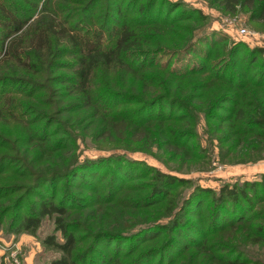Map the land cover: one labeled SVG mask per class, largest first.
I'll return each mask as SVG.
<instances>
[{
  "label": "rangeland",
  "instance_id": "1",
  "mask_svg": "<svg viewBox=\"0 0 264 264\" xmlns=\"http://www.w3.org/2000/svg\"><path fill=\"white\" fill-rule=\"evenodd\" d=\"M13 1L22 12L38 3L31 20L43 7V0ZM256 6L253 0H53L48 12L64 13L80 27L108 23L111 11L119 20L133 18L137 42L151 51L148 65L164 70L131 77L96 69L83 96L73 80L76 57L62 50L31 76L41 85L36 90L12 78L0 84V98L13 99L19 120L0 119V155L9 169L0 170V215L6 209L0 264H49L60 255L45 243L50 236L62 241L56 214L42 217L33 232L15 229L40 203L63 200L79 264H208L210 256L264 264V187L251 185L264 174L257 123L264 121V8ZM5 35L0 30V43ZM194 68L200 70L182 80L173 106L148 109L130 99L133 86L164 83L165 69ZM121 88L124 100L115 96ZM102 114L150 119L145 127L154 135L137 143L102 137ZM32 173L51 179L30 192ZM158 187L163 195L154 194ZM222 187L245 197L231 200Z\"/></svg>",
  "mask_w": 264,
  "mask_h": 264
},
{
  "label": "trees",
  "instance_id": "2",
  "mask_svg": "<svg viewBox=\"0 0 264 264\" xmlns=\"http://www.w3.org/2000/svg\"><path fill=\"white\" fill-rule=\"evenodd\" d=\"M9 1L12 2L7 3L4 0H0V30L2 33H6L0 43V53L2 54L0 70L3 72L0 73V84L6 83L7 80L12 78L15 82L22 81L26 83L31 92L32 90H36L41 85L39 82L33 81L31 76L42 74L44 67L46 68L47 65H51L53 58L62 50L67 51L69 56L76 57L74 61L75 67L73 68V76L75 78L71 79L76 82V87L82 95L88 93L90 79L93 71L96 69L105 70L109 74L111 71L117 72V74L124 72L126 76L131 77L132 72L136 76V74H142L145 71L150 73L164 70L158 69L159 67H155L156 65L154 66V64L151 65L152 68L148 65L151 51L137 42L139 35L137 34V28L133 25V18L126 17L127 15H125V10L122 7H117L116 9L113 7V9L120 16L124 14V18L122 17L119 20L110 16L109 14L113 13L111 11V13L107 14L109 19L106 22L108 23L92 28L90 24L80 27L71 18L65 17L64 13L61 15L57 10H54L52 13L48 12V8L51 9L52 7L53 0H43L41 4L43 7L38 11L37 16L33 20L31 19L38 6L37 2H30L32 9L29 8L27 12H22L19 5L14 3L13 0ZM220 1L228 5L230 2L237 0ZM253 3H257L256 7L258 8H264V0H253ZM143 18H145L146 23L148 20H151V16L148 13ZM145 28L143 30H146ZM135 56H138L140 59L137 61ZM194 69L191 73H179L175 69H165V71H162L163 77H166L164 83L159 81L160 86H158L155 79L149 85L133 86L132 89L136 91L132 93L130 99L133 103L141 105L142 108L146 106L148 109L161 102H169L168 104L173 106V103L178 102L182 96L178 88L179 85L183 84L182 80L197 74V70H200L199 68ZM115 96L124 100V89L118 90ZM6 101L8 102L7 104ZM15 108L18 107L11 97L6 100L0 98V119L12 118L15 121H19ZM151 120H154V118L151 117ZM20 122L24 123L22 120ZM150 122V119L147 121L146 119L134 117H123L116 120L112 115L102 114L98 125L101 127L102 137H109L114 140L119 138L121 143L124 140L137 143L140 140L146 141L150 136L154 135L151 133L152 129L148 126L147 128L145 127L146 123L150 124ZM257 123L262 128L259 134L264 139V121L260 120ZM32 136L35 137L33 132L30 139L34 140ZM40 136L45 142L48 141V144L52 145L53 150L55 143L54 141H49L51 140L49 139L50 134L41 128ZM61 148H57L56 150H60ZM5 164V157L0 155V170L8 172L9 169L5 167ZM73 164V161L68 163L71 168ZM22 174L26 175V172ZM32 176L35 177L33 183L35 182L36 184L34 187H30V192L35 190L36 185L43 184L44 182L46 184L51 179V175L48 177L49 175L45 176L42 173L39 175L32 173ZM167 181L168 183L171 182L169 176ZM251 185L253 188L257 186L264 187V174L260 182ZM36 192L39 196H44L42 193H38V190ZM220 193L228 195L231 197V200H234L237 196L245 197L243 191H236L235 188L228 189L222 187ZM154 194L163 195V191L158 187L154 189ZM5 211L6 209L2 210L0 215V225ZM67 212L64 200L62 202L58 201V203H54L53 201L40 203L38 211L34 209L30 214L22 217L15 232L18 233L22 230L33 232L39 226L42 217L56 214L54 221L61 232L62 241H57L53 236L46 239V244L60 252V255L52 259L49 264H79L73 255L77 237L71 231L72 225L64 222ZM257 232L262 233L261 228H257ZM119 235L121 236L120 233L116 234V236ZM207 263L239 264L235 261L223 260L222 256L217 258L210 256Z\"/></svg>",
  "mask_w": 264,
  "mask_h": 264
}]
</instances>
